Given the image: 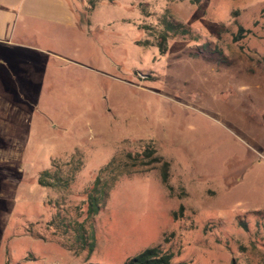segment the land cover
<instances>
[{
    "label": "rangeland",
    "instance_id": "rangeland-1",
    "mask_svg": "<svg viewBox=\"0 0 264 264\" xmlns=\"http://www.w3.org/2000/svg\"><path fill=\"white\" fill-rule=\"evenodd\" d=\"M263 7L23 0L20 45L0 50V264H123L157 244L172 264H264ZM148 148L159 163L127 158ZM107 165L94 249L74 254L53 220L82 219Z\"/></svg>",
    "mask_w": 264,
    "mask_h": 264
},
{
    "label": "trees",
    "instance_id": "trees-1",
    "mask_svg": "<svg viewBox=\"0 0 264 264\" xmlns=\"http://www.w3.org/2000/svg\"><path fill=\"white\" fill-rule=\"evenodd\" d=\"M260 13L264 16V7L261 9ZM179 26L180 25H175V27ZM175 27L171 23H166L164 32L173 33L175 31ZM160 38L161 40H164V35ZM153 152L154 151L152 149L148 148L145 149L144 152L142 151L139 153H135L132 157L127 155V158L131 160L132 164H139L138 166H146L154 163H159V158L151 157L153 155ZM143 160H146V162ZM159 167L162 171L160 182L168 189V187L166 186V171L168 168V164L166 162H162ZM102 171H105L108 176H106L107 178L103 181H101L99 175L94 177V181L84 197V211L82 213V219H67L65 222V218H60L59 215L56 214L55 219L53 220V222H57V226H60L62 228L63 235L68 238L67 248L74 254L85 252L88 255L94 249L95 231L92 220L103 206L107 192V186H110L109 183H113L115 180V176H118V174L115 173L114 178L111 177V175L115 172L114 168H112L111 165H107L102 169ZM44 177H46V172H43L39 176L38 184L41 186H50L49 183L45 182ZM180 211L181 207L179 208V212ZM172 216L174 218L175 214L173 213ZM238 225L241 228L245 229V224L243 222L240 221ZM171 259L172 254L167 250H163L160 244H157L141 250L133 257L126 259L123 264H172ZM232 264L234 263L232 262Z\"/></svg>",
    "mask_w": 264,
    "mask_h": 264
},
{
    "label": "crops",
    "instance_id": "crops-1",
    "mask_svg": "<svg viewBox=\"0 0 264 264\" xmlns=\"http://www.w3.org/2000/svg\"><path fill=\"white\" fill-rule=\"evenodd\" d=\"M41 1L52 2V0ZM22 2L23 0H0V50H9L11 46L20 45L14 41H18L17 29Z\"/></svg>",
    "mask_w": 264,
    "mask_h": 264
}]
</instances>
